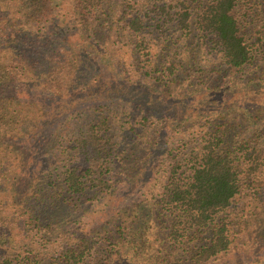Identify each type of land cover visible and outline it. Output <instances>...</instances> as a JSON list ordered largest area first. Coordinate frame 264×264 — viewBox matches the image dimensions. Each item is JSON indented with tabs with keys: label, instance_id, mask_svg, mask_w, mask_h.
Segmentation results:
<instances>
[{
	"label": "trees",
	"instance_id": "1",
	"mask_svg": "<svg viewBox=\"0 0 264 264\" xmlns=\"http://www.w3.org/2000/svg\"><path fill=\"white\" fill-rule=\"evenodd\" d=\"M206 54L264 68V0H0V264H212L264 243V109L243 131ZM126 181L134 212L91 231Z\"/></svg>",
	"mask_w": 264,
	"mask_h": 264
},
{
	"label": "rangeland",
	"instance_id": "2",
	"mask_svg": "<svg viewBox=\"0 0 264 264\" xmlns=\"http://www.w3.org/2000/svg\"><path fill=\"white\" fill-rule=\"evenodd\" d=\"M184 57L188 59L187 55ZM204 57L205 61L203 63V67L211 72V87H213L217 91L220 90L221 95L225 97L224 100L226 101L227 107L233 106L230 109H235L234 107H238L236 110L237 112H232L229 117L231 118L239 116L238 123L242 125L241 127L246 129L243 131L254 129L252 125H260L259 122L253 123V121H259L255 116L258 115L261 111L263 112L264 109V68L260 66L257 67L255 65L253 67H247L244 72L240 73V75H234L230 71H225L226 68L216 62L218 60H216V57L214 55L206 54ZM214 70L216 71V73L214 72ZM103 76V80L111 79V75L107 70L103 71ZM233 76H238V78H232ZM228 84L233 85L231 87L232 89L230 91H225V87ZM258 127L260 128V126ZM51 132L52 129L43 126V130L40 133L42 137L39 138L35 143L34 141L32 142V140H27L23 143H20V149L22 148V150H25L28 154H30L28 158H31L32 156L35 157V148L37 146L43 153L45 151V147L49 140V135L51 134ZM40 163L41 161L38 162L37 160H34L33 164L35 166H28V171L25 174L19 175L20 177L18 178V182L16 184V190L19 198H22L24 196L26 197L33 191L34 179L38 176ZM131 165L132 161L126 165V168H130ZM136 168L138 171L139 168ZM137 171L135 172L134 169H130L127 171L126 175L133 178ZM130 186V183H128L127 181L124 182L121 186H119L118 193H113L111 195L112 197L109 196L108 202L99 204L95 208H91L94 209L95 213L94 223L90 226L91 231L103 230V228L107 226L105 225L107 221H109L113 217L121 216V213L126 209L130 210L129 215L134 212L128 206L132 205L131 203L136 198L140 199L142 198V196L141 192L139 191L140 186H136L135 190H131ZM113 197L117 198L118 201L114 202ZM119 211L121 212L119 213ZM212 264H264V243L253 250L240 253L234 257H224L219 261L213 262Z\"/></svg>",
	"mask_w": 264,
	"mask_h": 264
}]
</instances>
